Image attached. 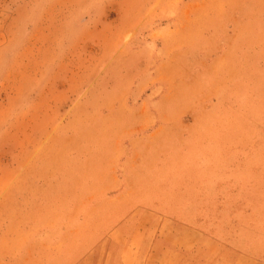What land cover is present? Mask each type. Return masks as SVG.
Segmentation results:
<instances>
[{"label": "rangeland", "instance_id": "obj_1", "mask_svg": "<svg viewBox=\"0 0 264 264\" xmlns=\"http://www.w3.org/2000/svg\"><path fill=\"white\" fill-rule=\"evenodd\" d=\"M28 3L0 0V48ZM0 59V264H79L141 190L229 242L264 235V0H45Z\"/></svg>", "mask_w": 264, "mask_h": 264}, {"label": "crops", "instance_id": "obj_2", "mask_svg": "<svg viewBox=\"0 0 264 264\" xmlns=\"http://www.w3.org/2000/svg\"><path fill=\"white\" fill-rule=\"evenodd\" d=\"M109 192L105 199L110 204H118L124 196L117 190ZM157 198L141 190L131 197L130 210L119 215L111 207L105 217L109 247L94 248L79 264H264V235L257 236L250 248L233 239L229 242L200 225L197 213L172 212L156 205L176 200Z\"/></svg>", "mask_w": 264, "mask_h": 264}, {"label": "clouds", "instance_id": "obj_3", "mask_svg": "<svg viewBox=\"0 0 264 264\" xmlns=\"http://www.w3.org/2000/svg\"><path fill=\"white\" fill-rule=\"evenodd\" d=\"M45 0H29L27 8L20 11L12 36L8 44L0 48V57H3L6 51V62L10 65L12 60L23 49L26 39L33 29L39 23L44 12ZM88 23L86 16H80L69 21L66 25L64 36L61 39V45L66 49L72 39L75 38L78 31ZM5 69V60L0 59V71ZM35 90L29 89L21 96L11 107L6 116L7 123H12L27 111L31 110L34 99Z\"/></svg>", "mask_w": 264, "mask_h": 264}]
</instances>
